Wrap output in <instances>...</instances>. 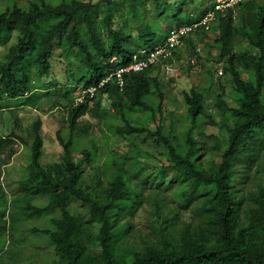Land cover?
<instances>
[{"label": "trees", "instance_id": "obj_1", "mask_svg": "<svg viewBox=\"0 0 264 264\" xmlns=\"http://www.w3.org/2000/svg\"><path fill=\"white\" fill-rule=\"evenodd\" d=\"M20 1L23 0H15L12 6L0 10V45L9 43L14 33L19 34L17 44L0 60V108L8 104L36 107L44 98L59 92L57 81L53 79L57 48L65 57L70 94L79 90L85 95H82V103L69 112L70 138L66 140L64 134L58 132L65 152L62 163L57 164L54 171L41 163L43 138L39 134L40 122L35 124L36 134L29 147L25 176L18 183L25 191L23 199L7 192L6 172L0 168V256L5 252L7 235L14 232L20 222L34 220L36 225L30 228L32 235L44 241L54 253L53 260L46 264H264V182L251 194L253 206L245 217H241L242 201L238 199L236 188L238 169L252 168L260 152H264V0H239L233 7L216 11L213 17L220 60L225 61V72L232 76L239 103L232 113L233 127L223 118L220 132L224 135L221 141L225 148L219 142L213 148L220 150V163L215 172L204 171L196 165L200 149L199 143L192 139V131L201 122L204 109L201 90L185 95L192 127L188 139L190 147L186 154H181L163 133L162 126L158 125L155 131L147 127L151 118L156 121V113L162 108V81L159 73L152 75L156 66L123 73V89L116 77L119 70L134 62L135 56L139 61L147 59L143 54L147 48L153 50L172 31L192 27L210 13L201 14L197 8L182 10L183 13L166 12L155 0L151 18L146 21V15L141 16L139 11L142 0H129L128 14L142 21L134 37L129 24L119 30L111 28L110 15L106 16L102 29L95 20L98 14L95 0H29L24 8L18 6ZM99 1L109 9L115 5L114 0ZM181 1H187L184 8L195 3V0ZM215 7L213 0L209 9L214 11ZM237 7L244 16L243 31L248 45L234 53L237 32L233 23ZM103 30L110 47L105 45ZM192 36L183 39V46L176 49L173 57L181 54ZM108 78L110 80L102 85ZM105 97L112 101L125 126L109 125L104 145L91 138L87 129L82 137L78 134L80 139H75L73 132L80 128L83 117L90 114L103 117L108 112L102 108ZM224 97V92L218 95L217 106L221 112L230 110ZM137 112H142L144 120L131 123L130 117ZM144 132L159 137L163 160L158 162V169L169 173L174 181L168 182L166 176L160 174L155 182L171 190L172 198L180 205L204 199L208 228L200 233L187 225L180 233L179 243L157 242L142 253H132L120 260L115 253L117 235L113 214L124 201L134 206L138 196L129 178L114 171L119 158L108 152L117 135L126 137ZM13 137L23 140L15 130L8 137L0 133V153L12 145ZM104 156L102 168L106 185L97 197L92 186L83 180V165L90 163L97 167ZM259 171L256 169L255 173H261ZM37 196L48 197L45 204L41 200V204H37ZM84 207L86 211H81ZM93 225L98 226L97 234L92 233ZM91 240L98 244L97 255L87 250Z\"/></svg>", "mask_w": 264, "mask_h": 264}, {"label": "rangeland", "instance_id": "obj_2", "mask_svg": "<svg viewBox=\"0 0 264 264\" xmlns=\"http://www.w3.org/2000/svg\"><path fill=\"white\" fill-rule=\"evenodd\" d=\"M15 0H3L0 10L12 6ZM29 0L18 3L19 7H27ZM35 1V0H31ZM115 5L109 9L106 4L95 0L96 13L95 20L103 29L106 16L110 15L113 22L111 28L119 30L125 24L133 31V36L137 37V26L142 25L139 18L128 14L129 0H114ZM167 12L173 10L175 13L192 11L197 8L199 13H213L209 9L213 0H195L196 5L190 4L184 8L181 0H156ZM155 0H142L140 4L141 16L144 13L148 21L151 18V11L155 8ZM232 0H215L216 7L220 4L227 6ZM237 1V0H234ZM224 7V8H225ZM223 8V9H224ZM146 9L148 12L146 13ZM183 10V11H182ZM233 27L237 32L235 37L234 53L248 45V37L243 31L245 26L244 16L240 14L237 7L234 11ZM208 19H203L202 24L207 22L211 27L209 30L200 28L197 34L193 35L181 54L172 62V67H165L164 70L156 68L152 75L159 73L162 81L163 100L162 108L157 111V119L151 118L147 127L155 131L158 125L162 126L163 133L170 137V140L177 151L186 154L189 149V130L192 127L191 116L188 115L185 106V95L191 94L192 90L203 92V112L201 122L192 131V139L199 143V152L196 156V165L204 171H217L220 163V150H213L216 143H222L225 148L223 134L220 130L224 125V117L228 119V125L234 126L235 119L232 113L238 108L237 94L232 76L225 72V61L220 60V48L215 42L218 31L213 27L215 20L212 14ZM144 21V20H143ZM213 21V22H212ZM145 25V23H144ZM207 27V26H205ZM103 40L106 47H110V42L106 38L103 30ZM18 33H14L12 39L6 45H0V60L9 52L10 48L17 44ZM149 49V48H147ZM252 52L251 54H254ZM65 57L59 48L56 49L53 58V79L57 81L59 89H62L50 97L44 98L36 107L28 105L14 106L4 105L0 108V133L5 137L11 136L15 130L23 140L13 137L14 142L10 147L0 153V168L5 170V184L7 192L17 199H23L25 191L19 187L18 183L25 176V168L30 155L29 147L35 139L34 126L39 121V134L43 138V154L41 163L50 167L53 171L56 165L61 164L64 155V148L58 140V132L64 134L65 139H69L70 126L68 116L74 106L82 103L83 91L70 94L67 87L68 76L65 73ZM160 64L162 61L159 62ZM223 70V76L220 71ZM156 76V75H155ZM225 93V102L230 110L221 112L218 109V95ZM69 95L70 97H66ZM103 109L108 112L102 117L87 115L80 120V128L73 132L75 139H80L87 129L88 135L104 145L105 135L109 131V125L124 127L125 122L121 115L113 108L112 101L104 98ZM144 120L142 112H137L130 117V122ZM16 127V125H18ZM81 135V137L78 136ZM223 140V141H221ZM111 151L119 159L113 166L114 171L124 173L131 185L135 188L138 201L132 205L131 202H122L114 211L113 222L117 238L115 240V253L120 260H123L132 253H142L157 242L169 240L171 243H179L181 231L188 225L193 230L202 233L206 231L207 213L204 212V199L194 201L191 204L180 205L172 198V191L165 190L163 186H158L155 179L160 174L166 176L168 182L174 183L169 173L158 169L159 161L163 160L162 150L159 144V137H154L144 132L132 136H116L111 141ZM102 149L104 148L101 147ZM102 149L100 151H102ZM259 154V152H258ZM80 156V155H79ZM105 156L99 160L97 167L90 163L83 165V180L88 186H92L93 193L99 197L101 188L105 186L103 182ZM5 161V162H3ZM255 165L252 168H239L236 178V188L238 199L242 201L241 217H245L247 211L253 206L250 199L252 193L257 192L261 183L264 182V152H260ZM6 163L5 165H3ZM256 169H260L256 174ZM4 180V179H2ZM96 191V192H95ZM48 197L37 196L36 203L41 200L44 204ZM40 203V202H39ZM41 204V203H40ZM79 206L77 202H74ZM80 207V206H79ZM81 209V208H80ZM78 209V210H80ZM81 211H86L82 208ZM38 223V222H37ZM36 225L34 220L19 223L17 229L7 235L5 252L0 256V264H46L54 258V253L50 247L31 233V227ZM92 233L97 234L98 226L91 227ZM89 253L97 255L99 247L95 240L88 243Z\"/></svg>", "mask_w": 264, "mask_h": 264}, {"label": "built area", "instance_id": "obj_3", "mask_svg": "<svg viewBox=\"0 0 264 264\" xmlns=\"http://www.w3.org/2000/svg\"><path fill=\"white\" fill-rule=\"evenodd\" d=\"M238 1L239 0L230 1L226 7L234 6ZM224 7H225V5L220 4V6H218L217 8L223 9ZM206 24H207V22L203 25H206ZM197 28H198V24L194 25L192 27L181 28L179 30L172 31L169 38L165 41L164 44H162L160 46H156V48L153 50H146L143 52V54L147 55V59H145V60L139 61V60H137V57L135 56L134 62L129 67L121 69L116 73V77L118 79V82L120 83L121 89H123L122 87L124 85L122 75L125 72H130V71L141 72L147 68L158 66L160 64L159 63L160 61H162L161 64L164 65V68L165 67L168 68L169 67V60H171L173 58V56L176 52V49L183 46V43H184L183 38L185 36H187L188 34H190L191 32H193ZM221 74H222V72H221ZM109 80H110V78L105 80L102 83V85L104 83H107ZM90 92L93 93V91H90Z\"/></svg>", "mask_w": 264, "mask_h": 264}, {"label": "clouds", "instance_id": "obj_4", "mask_svg": "<svg viewBox=\"0 0 264 264\" xmlns=\"http://www.w3.org/2000/svg\"><path fill=\"white\" fill-rule=\"evenodd\" d=\"M228 7H233V6H228ZM225 8H226V7H225ZM220 10H224V9H218V10L215 9V10L213 11V13H210V14H212V16L214 17L215 12H216V11H220ZM210 14H209V15H210ZM213 17H212V18H213ZM208 18H209V17L207 16V17H205L204 19H208ZM202 20H203V19H202ZM202 20H201V21H202ZM201 21H199V22L197 23V24H198V28L195 29V30H194L193 32H191L190 34H188L187 36H185L184 38H186V37H188V36H191V35H195V34H197L198 30H199L200 28H202V27L205 28L206 30H209L210 26H208L207 24H206V25H203V24L201 23ZM197 24H194V25H197ZM194 25H192V26H194ZM205 26H207V27H205ZM168 38H169V37H168ZM168 38H167V39H168ZM184 38H183V39H184ZM167 39H166V40H167ZM166 40H165V41H166ZM165 41H164L162 44H164ZM162 44H161V45H162ZM157 46H158V45H157ZM155 48H156V47H154V49H155ZM146 50H152V49H146ZM175 53H176V52H175ZM174 59H175V57H173L171 60H169V64H170L171 66H172V62H173ZM158 67H160L159 69H162L163 71H165V70H164V65H163V64H159L158 66H156V68H158ZM221 72H222V74H223V70H221L219 73L221 74Z\"/></svg>", "mask_w": 264, "mask_h": 264}]
</instances>
